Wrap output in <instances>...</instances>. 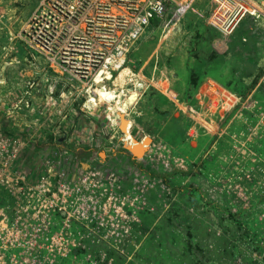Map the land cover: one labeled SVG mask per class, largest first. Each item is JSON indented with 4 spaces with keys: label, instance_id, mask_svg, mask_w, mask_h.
<instances>
[{
    "label": "rangeland",
    "instance_id": "374dc122",
    "mask_svg": "<svg viewBox=\"0 0 264 264\" xmlns=\"http://www.w3.org/2000/svg\"><path fill=\"white\" fill-rule=\"evenodd\" d=\"M39 1L0 0V264H264V13L179 0L87 83L18 37Z\"/></svg>",
    "mask_w": 264,
    "mask_h": 264
},
{
    "label": "built area",
    "instance_id": "2783aa9c",
    "mask_svg": "<svg viewBox=\"0 0 264 264\" xmlns=\"http://www.w3.org/2000/svg\"><path fill=\"white\" fill-rule=\"evenodd\" d=\"M222 10L215 22L224 31H232L246 16L264 13V2L255 0H216ZM179 0H40L32 11L19 38L43 55L52 65L87 83L98 75L120 74L126 68L131 52L148 34L154 21L162 20ZM76 181H59V194L72 201L76 213L79 200L87 192L112 198L110 188L89 177ZM88 181V182H87ZM73 185V187H72ZM70 186V191L67 189ZM106 186V187H105ZM112 189V190H111ZM98 198H100L98 196ZM59 205V203H58ZM104 206H106L104 204Z\"/></svg>",
    "mask_w": 264,
    "mask_h": 264
},
{
    "label": "water",
    "instance_id": "95a60500",
    "mask_svg": "<svg viewBox=\"0 0 264 264\" xmlns=\"http://www.w3.org/2000/svg\"><path fill=\"white\" fill-rule=\"evenodd\" d=\"M126 120H124L123 121V124H124V122H125ZM123 124H122V128L124 129V127H123ZM148 141H150V138H146V140H145V143H147ZM146 147L143 145H140V144H137V145H135V146H129V149L134 153V154H137L136 152H139V153H142V151H143V153L146 151V149H145ZM138 150V151H137ZM137 154V155H140V154Z\"/></svg>",
    "mask_w": 264,
    "mask_h": 264
},
{
    "label": "bare ground",
    "instance_id": "6f19581e",
    "mask_svg": "<svg viewBox=\"0 0 264 264\" xmlns=\"http://www.w3.org/2000/svg\"><path fill=\"white\" fill-rule=\"evenodd\" d=\"M125 69V68H124ZM124 69H122L121 71H123ZM106 73V75H107V77L108 78H111L113 75H112V71H106L105 72ZM98 77H102L101 75H98L97 77H96V82H98L99 80H98ZM101 81V80H100ZM102 82H104V81H102ZM101 83V82H100ZM102 86H104V85H102ZM97 90V88L95 89V91ZM99 91V90H98ZM133 96H135L134 95V93H132L130 96H129V99L131 100L132 98H133ZM126 123H127V125H126ZM123 127H124V130H126V131H128V122L127 121H125L124 122V124H123ZM101 198V197H100ZM103 199V198H102Z\"/></svg>",
    "mask_w": 264,
    "mask_h": 264
},
{
    "label": "trees",
    "instance_id": "16d2710c",
    "mask_svg": "<svg viewBox=\"0 0 264 264\" xmlns=\"http://www.w3.org/2000/svg\"><path fill=\"white\" fill-rule=\"evenodd\" d=\"M160 20H158V21H154L153 23H152V25L151 26H155L156 25V23H158ZM150 26V27H151ZM147 37V35L140 41V43L145 39ZM139 43V44H140ZM138 44V45H139ZM139 47H141V45L139 46ZM139 47L137 46L135 49H134V51L132 52V54H135L137 51H138V49H139ZM131 54V55H132ZM160 99H162V97H159ZM6 125H7V122L6 121H2L1 122V126H3L2 128H4V130H2L3 132H5L6 130H5V128H6ZM7 132V131H6Z\"/></svg>",
    "mask_w": 264,
    "mask_h": 264
},
{
    "label": "crops",
    "instance_id": "0c3cea01",
    "mask_svg": "<svg viewBox=\"0 0 264 264\" xmlns=\"http://www.w3.org/2000/svg\"><path fill=\"white\" fill-rule=\"evenodd\" d=\"M31 13H32V12H31ZM28 17H29V16H28ZM27 20H28V18L26 19V21H27ZM26 21H25V23H26ZM25 23H24V25H25ZM23 27H24V26H23ZM137 46H138V45H137ZM137 46H136V47H137ZM133 51H134V50H133ZM133 51H132V52H133ZM132 52H131V54H132ZM131 56H132V55H130V57H131ZM27 122L31 123L32 120H28Z\"/></svg>",
    "mask_w": 264,
    "mask_h": 264
}]
</instances>
